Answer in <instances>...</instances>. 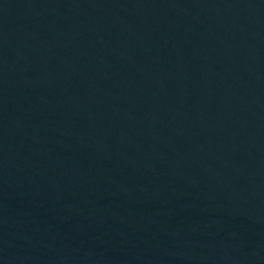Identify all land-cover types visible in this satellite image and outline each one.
<instances>
[{
	"label": "water",
	"instance_id": "water-1",
	"mask_svg": "<svg viewBox=\"0 0 264 264\" xmlns=\"http://www.w3.org/2000/svg\"><path fill=\"white\" fill-rule=\"evenodd\" d=\"M0 264H264V0H0Z\"/></svg>",
	"mask_w": 264,
	"mask_h": 264
}]
</instances>
